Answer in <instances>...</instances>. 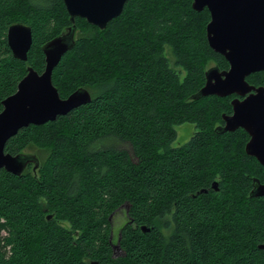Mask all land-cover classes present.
Masks as SVG:
<instances>
[{"label":"trees","instance_id":"16d2710c","mask_svg":"<svg viewBox=\"0 0 264 264\" xmlns=\"http://www.w3.org/2000/svg\"><path fill=\"white\" fill-rule=\"evenodd\" d=\"M191 3L127 0L104 29L75 19V44L52 80L62 98L86 88L92 100L7 140L5 152L38 166L0 170V264H264V198L249 196L264 167L245 153L244 130L217 128L230 97L191 98L209 62L229 66L208 45L209 11ZM16 22L32 31L26 61L7 44ZM68 25L62 0H0V111ZM246 80L264 86L262 73ZM184 123L195 132L173 146Z\"/></svg>","mask_w":264,"mask_h":264},{"label":"water","instance_id":"95a60500","mask_svg":"<svg viewBox=\"0 0 264 264\" xmlns=\"http://www.w3.org/2000/svg\"><path fill=\"white\" fill-rule=\"evenodd\" d=\"M69 15L68 25L59 35L42 45L44 68L37 72L26 67L25 75L17 83L15 92L5 97L0 111V170L20 175L29 162L38 166L35 156L5 152L7 140L22 127L42 124L64 115L73 108L92 100L86 88H78L62 98L53 84L52 74L61 57L75 44L77 27L75 19L104 29L107 23L121 14L127 0H62ZM192 8L209 11L206 38L209 47L228 62L227 70L211 66L205 70V83L192 99L216 95L236 94L230 104L231 114H223L224 125L220 131L244 129L250 136L244 146L247 155L254 157L264 167V86L250 84L246 77L264 71V0H192ZM9 49L16 59L26 61L32 44L30 26L10 24L6 31ZM243 98H238V97ZM217 189V182L212 183ZM200 192H206L202 189ZM251 197L264 198V183L252 180ZM50 216V215H49ZM147 231L149 228L141 227ZM264 248V243L259 245ZM113 248H120L117 242ZM86 264H100L91 259Z\"/></svg>","mask_w":264,"mask_h":264},{"label":"rangeland","instance_id":"374dc122","mask_svg":"<svg viewBox=\"0 0 264 264\" xmlns=\"http://www.w3.org/2000/svg\"><path fill=\"white\" fill-rule=\"evenodd\" d=\"M170 49H171L170 47H166L164 52H165V55L167 56V58L169 59V62L172 64L173 57H172V53H171ZM212 65H213V62H209L208 66L211 67ZM176 131H177V138L173 142V146L181 145L182 143L189 140V138L195 132V127L193 124L184 123V124L176 126ZM38 153H39V151H38ZM44 155H45V153L43 151L40 152V156L42 158L44 157ZM123 210L124 209H121L117 214L114 215V217H112L114 225H115V230L111 236L113 246L118 242V241H116V237H117L116 235L118 233L119 226L122 224V222L124 220ZM65 224H67V223H65ZM113 252L116 255L121 253L119 248H113Z\"/></svg>","mask_w":264,"mask_h":264},{"label":"flooded vegetation","instance_id":"af4514ba","mask_svg":"<svg viewBox=\"0 0 264 264\" xmlns=\"http://www.w3.org/2000/svg\"><path fill=\"white\" fill-rule=\"evenodd\" d=\"M229 67V66H228ZM209 68V67H208ZM228 69V68H227ZM227 69H224V70H227ZM255 73H262V75H264V71H257V72H253V73H251V74H249V75H255ZM248 75V76H249ZM247 76V77H248ZM12 94V93H11ZM225 97H230V102H231V100L234 98V97H237V95L236 94H231V95H227V96H225ZM238 98H243V97H238ZM231 105V104H230ZM232 113V106H231V109H230V111H228V113L227 114H231ZM224 114H226V113H224ZM223 115V114H222ZM222 118V117H221ZM224 125V121H223V119H222V121H221V124L217 127V128H221L222 126ZM237 129H242V128H237ZM236 129V130H237ZM242 130H244V129H242ZM235 131V130H234ZM245 131V130H244ZM221 132H223V131H221ZM225 132H229V131H225ZM245 133L247 134V137H248V139H247V141L249 140V138H250V136H249V134L245 131Z\"/></svg>","mask_w":264,"mask_h":264}]
</instances>
